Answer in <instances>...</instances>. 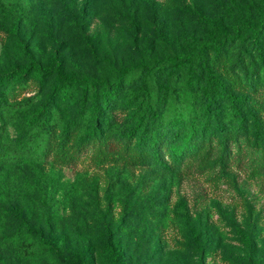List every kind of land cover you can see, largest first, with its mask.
<instances>
[{
  "label": "rangeland",
  "instance_id": "374dc122",
  "mask_svg": "<svg viewBox=\"0 0 264 264\" xmlns=\"http://www.w3.org/2000/svg\"><path fill=\"white\" fill-rule=\"evenodd\" d=\"M0 72V264H264V0H0ZM142 119L177 152L105 158Z\"/></svg>",
  "mask_w": 264,
  "mask_h": 264
},
{
  "label": "trees",
  "instance_id": "16d2710c",
  "mask_svg": "<svg viewBox=\"0 0 264 264\" xmlns=\"http://www.w3.org/2000/svg\"><path fill=\"white\" fill-rule=\"evenodd\" d=\"M262 27H260L261 29ZM229 36V35H228ZM178 62L181 63L186 60L185 59H177ZM17 79L19 80L23 75L17 72L16 75ZM12 73H3L0 72V85L9 84L12 79L15 77ZM116 89L123 87L122 80L113 84ZM67 88L63 90L64 96L62 99H67L68 93L70 88L72 87V82L66 83ZM118 86V88H117ZM114 93H119V91H115ZM113 93V94H114ZM114 95L110 91L107 90L106 92V106L109 112L114 110ZM236 102H241V97H234ZM238 127L237 131L245 129V117L239 113L238 114ZM33 124L35 125L37 120H32ZM45 127L44 130L48 134L47 139L44 142L42 147V155L44 159H52L53 162L62 167L68 168H75L81 158L89 151L92 140L96 139V137H92V139H86L85 141L81 142L77 146H70L68 147L67 144H64L62 147L57 145L54 136V127L48 123H42ZM157 122L150 123L148 120L145 121L142 119L137 124H135L131 129H129L128 133L126 134V142L123 143L122 134L116 136L115 134L106 133V138L102 148H100L101 152L104 153L105 158H108L111 161H124L129 164H133L136 162H142L143 160H149L150 158H159L162 159V154L165 153L167 150H173V153H176V149H174L171 145L173 139L175 138V128L167 127L166 129L159 130L157 126ZM254 125L261 128L262 123L261 120L257 117L254 121ZM132 144V146H129ZM196 148V146H195ZM226 148V146H225ZM193 146L186 145L183 149L184 152H191ZM226 149H224L223 154L225 155ZM181 151L180 156H187Z\"/></svg>",
  "mask_w": 264,
  "mask_h": 264
}]
</instances>
